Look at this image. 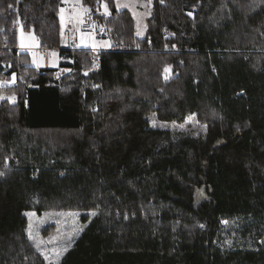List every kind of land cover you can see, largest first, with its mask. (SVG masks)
<instances>
[{
  "label": "trees",
  "instance_id": "trees-1",
  "mask_svg": "<svg viewBox=\"0 0 264 264\" xmlns=\"http://www.w3.org/2000/svg\"><path fill=\"white\" fill-rule=\"evenodd\" d=\"M15 1L0 0V81L16 73L0 82L16 96L0 104V264H47L25 214L48 211L83 225L59 264H264V0H152L138 39L127 10L83 0L108 5L98 21L127 50L84 75L90 52L65 47L60 82L14 51ZM62 1L19 0L43 48L61 47Z\"/></svg>",
  "mask_w": 264,
  "mask_h": 264
},
{
  "label": "rangeland",
  "instance_id": "rangeland-1",
  "mask_svg": "<svg viewBox=\"0 0 264 264\" xmlns=\"http://www.w3.org/2000/svg\"><path fill=\"white\" fill-rule=\"evenodd\" d=\"M103 4L106 3L101 2L99 6L92 8L84 4L83 0H63L62 6H60L58 12L59 21L64 31V39L61 43V47L43 48L34 33V29L32 27H27V24L22 32L17 35L14 33L16 39L15 47L19 46V44H27L30 45L31 48H42L43 51L36 52L34 58L29 57V63H32L33 65H39L40 67L36 68L37 71L41 69H54L55 72L53 77L59 78V76L62 75L60 73L58 74L57 72L60 71L58 70L60 68L59 64L65 62V60H63V58L61 57V50H64V48L67 47V31L70 28V25L67 23V21L65 23V19L69 18L71 22H73L71 24L73 28L72 30L77 33L78 28L82 25V23L86 22L88 19L91 18L98 20V17H104L105 19L110 16L111 9L108 7V14H106ZM112 4L113 6H115V9L117 11L127 10L131 14V17L134 21L135 38L138 39L145 37L148 27L147 20L152 13V0H112ZM16 5H18V17L23 23L24 21L21 20V17L19 15V0L15 1L14 8ZM103 29L105 32L104 34H107L105 35L107 38V45L104 47V49L99 48L98 46L93 47H96L101 51L127 50L124 46L118 45V43L116 42L115 33L113 31L109 30V28L107 29L106 26H103ZM57 55H59L60 58L58 64L56 63ZM95 70L96 69L91 66L86 69L87 74ZM165 72L167 73V75H170L171 71L168 68ZM71 73L72 72L67 74ZM65 75H62L60 79H58L59 82ZM0 82L4 84V80ZM5 100L10 101V103H13L16 101V96L7 95L5 93L0 94V104ZM149 124L152 128L167 129L172 132H177L183 129V126L179 127L175 124H165L155 119H150ZM194 197L195 204L199 205L207 200L208 195L206 193V190H196L194 191ZM26 214L25 215L27 219V229L25 235L27 240L47 264H59L62 256L66 253L64 249L69 250L73 242L76 240V238L80 235L82 231L83 225L80 222V213L72 211H48L41 215H37L34 212H28ZM57 251L61 253L59 257L55 255V252ZM45 256H47L48 259H45Z\"/></svg>",
  "mask_w": 264,
  "mask_h": 264
},
{
  "label": "built area",
  "instance_id": "built-area-1",
  "mask_svg": "<svg viewBox=\"0 0 264 264\" xmlns=\"http://www.w3.org/2000/svg\"><path fill=\"white\" fill-rule=\"evenodd\" d=\"M17 1V0H16ZM13 13H14V20L11 23V30L17 35L20 32H22L24 30V27H26V23H22L18 17V5L15 6V8H13ZM78 31L80 32H84V33H88L90 35L97 36V35H104V29L103 26L101 25V23L96 20V19H88L86 22L82 23V25L78 28ZM68 44L66 49L69 51H74L77 49H81L78 46V42H77V33L71 29H68ZM90 52V66L93 67L94 69H98L99 64H100V52L101 50L96 48V47H91L89 49H87ZM14 51L16 52V54H22L25 53L28 55V57L32 58L36 55V52H40L43 51L42 48L37 47V48H24L21 46H17L14 47ZM57 71L58 74H62L65 75L67 73L70 72H76L75 70H72L71 68H59ZM62 71V72H61ZM17 73H19V71H17ZM84 75H87V71H83L82 72ZM61 75V76H62ZM59 78H54L55 81H59ZM15 77H16V73H12L8 78L4 79V84L5 85H12L15 83ZM116 217L118 219L124 218V219H129V218H133L134 215L133 214H129V213H125V214H120L117 213Z\"/></svg>",
  "mask_w": 264,
  "mask_h": 264
},
{
  "label": "crops",
  "instance_id": "crops-1",
  "mask_svg": "<svg viewBox=\"0 0 264 264\" xmlns=\"http://www.w3.org/2000/svg\"><path fill=\"white\" fill-rule=\"evenodd\" d=\"M66 21L70 25L69 29L72 30L73 28H72L71 24L73 22H71V20L69 18L65 19V23H66ZM69 25H67V26H69ZM68 34L69 33L67 31V35ZM105 35H107V34L97 35V36L93 37L92 35H89L88 33L77 31L78 46H79V48L84 49V50L85 49H89V48H91L93 46H98L99 48L104 49V47L107 45V38H106ZM67 41H68V39H67ZM19 46L24 47V48H31V46L27 45V44H24V45L19 44ZM59 60H60L59 55H57V61H56L57 64L59 63ZM30 66H32L34 69H36L37 67H40L39 65H36V64L33 65L32 63H30ZM45 68H47V67H45ZM36 71H37V69H36Z\"/></svg>",
  "mask_w": 264,
  "mask_h": 264
},
{
  "label": "snow or ice",
  "instance_id": "snow-or-ice-1",
  "mask_svg": "<svg viewBox=\"0 0 264 264\" xmlns=\"http://www.w3.org/2000/svg\"><path fill=\"white\" fill-rule=\"evenodd\" d=\"M103 7H104V10H105V13L108 14V6H107V4H103ZM165 71H167V68L165 69ZM26 215H34V214H26ZM92 215H95V213H92ZM225 223H227V222H225ZM30 236H31V234H30ZM64 251H67V249H64ZM55 255L57 257H59L61 255V253L57 251V252H55ZM45 259H48V257L45 256Z\"/></svg>",
  "mask_w": 264,
  "mask_h": 264
},
{
  "label": "water",
  "instance_id": "water-1",
  "mask_svg": "<svg viewBox=\"0 0 264 264\" xmlns=\"http://www.w3.org/2000/svg\"><path fill=\"white\" fill-rule=\"evenodd\" d=\"M196 190H200V191H202V190H205V187L202 186V187H200V188H198V189H195V191H196Z\"/></svg>",
  "mask_w": 264,
  "mask_h": 264
}]
</instances>
